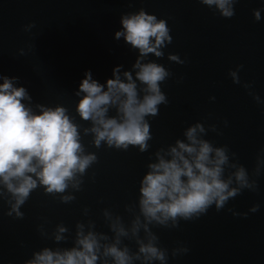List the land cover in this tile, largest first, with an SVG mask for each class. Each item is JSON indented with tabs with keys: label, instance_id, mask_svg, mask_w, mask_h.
<instances>
[{
	"label": "water",
	"instance_id": "water-1",
	"mask_svg": "<svg viewBox=\"0 0 264 264\" xmlns=\"http://www.w3.org/2000/svg\"><path fill=\"white\" fill-rule=\"evenodd\" d=\"M142 8L166 20L172 36V42L162 49L163 57L148 54L140 61L160 64L173 74L161 84L169 103L159 106L157 116L147 117L153 137L148 151L140 153L132 146L127 151L106 146L96 149L92 136L83 134L91 123L76 112L80 99L76 92L85 72L91 71L94 80L106 84L114 78L117 66H122V80L123 73L130 72L138 90L145 87L136 80L138 69L133 67L140 59L139 50L123 37L115 38L117 31H123L122 16ZM256 9L261 10L260 21L254 18ZM234 10L232 18H223L214 6L209 8L199 0H0V83L3 77H16L14 87L26 89L31 100L22 102L34 113L40 111L37 105L67 108L80 125L85 154L98 157L83 177L81 191L70 186L53 197L37 188L20 208L22 219L14 213L6 215L11 197L0 188L4 191L0 197V264H27L45 247L56 251L76 246L77 223L84 225L85 234L104 233L109 239L102 243H113L115 234L104 210L113 219L121 217L129 230V237H121L120 247L127 245L137 252L130 230L140 215L139 187L147 165L157 162V149L166 150L177 139H184V130L196 122L205 125L204 139L217 147L227 145L251 174L257 154L264 149V0H238ZM32 23L35 27L25 31ZM170 54H178L186 63L170 61ZM237 65H243L239 84L229 76ZM249 92L257 94L260 102ZM115 114L111 108L109 116ZM212 124L222 134L208 130ZM261 170L258 191L244 190L220 211L213 205L207 214L180 220L172 229L149 225L160 246L168 250L167 264H264V166ZM59 195L76 199L64 204ZM256 204L258 211L250 212ZM140 219L143 223V216ZM60 225L68 231L63 234L66 240L57 243L54 233ZM139 236L147 242L143 228ZM183 247L187 253L171 255L173 249ZM98 264H105V258ZM106 264L114 262L109 257Z\"/></svg>",
	"mask_w": 264,
	"mask_h": 264
},
{
	"label": "clouds",
	"instance_id": "clouds-1",
	"mask_svg": "<svg viewBox=\"0 0 264 264\" xmlns=\"http://www.w3.org/2000/svg\"><path fill=\"white\" fill-rule=\"evenodd\" d=\"M202 5L215 7L223 18L235 15L234 5L238 0H199ZM256 21L261 20V10L253 11ZM123 31H117L115 38L121 37L138 49L140 59L134 64L136 80L143 87L138 90L137 83L130 72H124L121 79L120 69H113L114 78L101 84L92 78L91 71L85 72V78L79 85L76 95L80 97L76 112L83 121L91 123V127L83 129L85 136H92V145L96 149L103 146L127 151L130 146L138 148L140 153L149 150L152 140L151 126L147 117L159 114V106L169 103L161 89L173 74L164 66L149 62L141 63L148 54L163 57L162 49L172 42L167 21L148 14L143 8L135 14L121 18ZM35 27L32 23L25 28ZM23 54V52H21ZM169 60L177 64H185L178 54H170ZM243 65H237L229 71V76L236 84L240 83L238 73ZM0 83V188L10 195V211L6 215L22 219L24 213L20 208L28 201L37 188H43L45 194L57 196L64 194L69 187L81 191L83 177L98 162L96 153L85 154L81 142L80 125L74 123L63 106L45 107L34 113L22 101L31 100L24 87H14L16 77H3ZM183 77L177 82H182ZM246 89L251 88L245 84ZM141 92L143 95L141 96ZM81 93L83 95L81 96ZM258 103L257 94L249 92ZM211 99H215L212 97ZM116 114L109 116V110ZM227 121H224L227 126ZM208 130L217 132L216 125L208 126ZM217 134H222L217 132ZM207 135L205 125L196 122L184 130V139H177L174 145L165 150L159 148L154 156L157 162L147 165L148 171L140 181L138 206L140 215L132 221L131 235L135 237L138 251L122 244L121 237H129L121 217L115 219L109 211L103 215L111 221L109 229L115 234L111 244H103L108 240L104 233L84 232V225L77 223L74 247L53 251L45 247L36 252L27 264H98L101 257L111 258L114 264H167L168 250L160 246L149 225L166 229L177 228L180 220H193L207 214L215 205L217 211L222 210L230 199L242 194L244 190L258 191V178L264 166V149L257 154L256 165L251 174L236 159L227 145L214 146L203 137ZM168 157V158H166ZM235 160L236 162H232ZM227 173V176H226ZM0 190V197L4 191ZM61 203L69 204L76 199L74 195H59ZM126 210H130L125 206ZM259 205L250 208V212L258 211ZM232 212V209H228ZM88 213V209H84ZM233 215H241L233 213ZM243 215H247L244 213ZM143 216L144 222H141ZM91 227H95L92 223ZM143 228L146 241L139 236ZM68 229L62 225L54 233V241L66 240L63 235ZM44 235L43 232H41ZM188 252L187 247L175 248L171 255L176 257Z\"/></svg>",
	"mask_w": 264,
	"mask_h": 264
}]
</instances>
